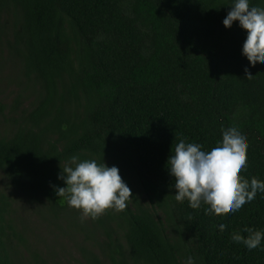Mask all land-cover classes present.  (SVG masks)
<instances>
[{
	"label": "trees",
	"instance_id": "16d2710c",
	"mask_svg": "<svg viewBox=\"0 0 264 264\" xmlns=\"http://www.w3.org/2000/svg\"><path fill=\"white\" fill-rule=\"evenodd\" d=\"M233 3L0 0V65L23 88L9 107L0 101V173L44 219L82 236V264H264V239L249 250L231 238L264 232V193L206 214L175 199L167 166L181 139L207 152L235 126L248 143L240 175L264 181V63L243 55L239 21L224 26ZM73 156L119 169L133 194L125 210L81 220L54 188L66 187L58 177ZM9 210L0 191V264H19Z\"/></svg>",
	"mask_w": 264,
	"mask_h": 264
},
{
	"label": "clouds",
	"instance_id": "9594fccd",
	"mask_svg": "<svg viewBox=\"0 0 264 264\" xmlns=\"http://www.w3.org/2000/svg\"><path fill=\"white\" fill-rule=\"evenodd\" d=\"M230 9L224 26L230 28L234 21H239L248 33L243 55L253 67L257 62L264 63V8L250 7L249 0H234ZM244 73L249 80L254 77L247 67ZM201 149L202 145L181 139L168 159L178 202L187 199L193 209L206 204L209 205L206 214L221 216L240 210L255 199L257 192L264 193V181L256 177L249 181L240 175L247 167L248 143L238 128L222 129V142L218 146L207 152ZM58 178L66 187L54 186L56 194L65 198L70 207L82 210V221L88 217L95 220L108 209L123 211L126 201L133 197L119 169L98 164L96 160L79 161L73 156ZM219 228L223 231L226 225L220 224ZM244 231L247 237L233 233L232 240L243 243L249 250L259 247L264 232L251 228ZM185 264H194L193 257H188Z\"/></svg>",
	"mask_w": 264,
	"mask_h": 264
},
{
	"label": "rangeland",
	"instance_id": "374dc122",
	"mask_svg": "<svg viewBox=\"0 0 264 264\" xmlns=\"http://www.w3.org/2000/svg\"><path fill=\"white\" fill-rule=\"evenodd\" d=\"M17 77L22 80L13 68L0 65V101L8 107L23 89L18 85ZM25 94L27 96L28 91ZM6 127L0 117V134ZM0 191L9 198L12 226L17 236L12 237L11 243L16 250L14 259L19 264H32L31 254H36L47 264L83 263L79 252L82 236L73 233L68 228L67 221L44 219V215L37 212L34 204L28 203L25 197L18 195L8 186L1 173Z\"/></svg>",
	"mask_w": 264,
	"mask_h": 264
}]
</instances>
